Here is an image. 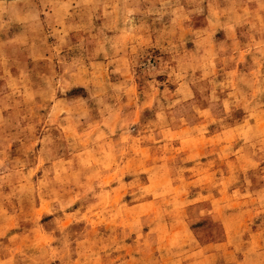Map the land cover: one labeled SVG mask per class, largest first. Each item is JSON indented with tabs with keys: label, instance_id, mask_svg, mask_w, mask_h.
Returning <instances> with one entry per match:
<instances>
[{
	"label": "rangeland",
	"instance_id": "rangeland-1",
	"mask_svg": "<svg viewBox=\"0 0 264 264\" xmlns=\"http://www.w3.org/2000/svg\"><path fill=\"white\" fill-rule=\"evenodd\" d=\"M0 264H264V0H0Z\"/></svg>",
	"mask_w": 264,
	"mask_h": 264
}]
</instances>
